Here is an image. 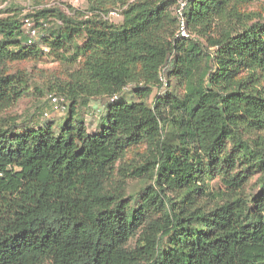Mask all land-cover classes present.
I'll return each instance as SVG.
<instances>
[{"label":"trees","instance_id":"16d2710c","mask_svg":"<svg viewBox=\"0 0 264 264\" xmlns=\"http://www.w3.org/2000/svg\"><path fill=\"white\" fill-rule=\"evenodd\" d=\"M255 1L189 0L188 38L176 35V0H86L85 10L46 0L0 18V112L28 90L9 62L80 59L42 111L50 118L49 96L63 97L61 125L17 131L0 121V264H264V193L224 198L202 181L229 144L264 170V20L247 12ZM112 10L121 22L108 21ZM25 18L39 31L32 43ZM171 79L180 92L160 95ZM131 83L128 101L120 94ZM95 97L110 102L90 129L76 108ZM141 144V162L120 163ZM129 177L153 183L128 199Z\"/></svg>","mask_w":264,"mask_h":264},{"label":"rangeland","instance_id":"374dc122","mask_svg":"<svg viewBox=\"0 0 264 264\" xmlns=\"http://www.w3.org/2000/svg\"><path fill=\"white\" fill-rule=\"evenodd\" d=\"M37 1H40L41 4H37ZM45 1L46 0H8L6 2L5 0H0V18L10 14H18L19 17H23L25 14L31 13L33 10L44 6ZM45 5L62 9L65 8L66 5H71L79 10H85L87 7L86 0H49ZM247 12H250L252 21L264 20V0H257L249 5ZM121 20L122 16L120 14L108 18V21L112 23H119ZM32 25H34L33 22ZM49 25L54 27L55 21H51ZM23 28L27 31L26 26L23 25ZM43 32L44 30H41L40 33L42 34ZM79 62L80 59H78L76 63L60 61L47 54L41 55L40 57H29L25 60L9 62V72L21 70L26 73L28 90L14 105L0 112L1 123L3 124L5 121H8V123L15 122L16 125L19 126L16 128L17 131H21L22 126H29L31 124L35 125L52 122L54 125L56 124L55 126L61 125L63 120L68 116L67 111H58L53 108L48 112V115H51L50 118H44L42 116V111L47 109V97L49 93L53 91L57 92L59 86L65 85L70 80L73 72L78 69ZM133 91L134 84H128L120 96L128 101L135 100ZM179 92L180 87L177 81L171 79L169 86L163 88L159 93L160 95H164L166 93L176 94ZM152 97L153 95H150L148 101H150ZM108 102L110 101L107 97L91 98L87 105H78L76 112L86 123L88 128L94 127L96 129L98 128L99 119L105 112V107ZM231 149L232 145H227L225 154L228 159L226 161H215L212 168L206 165L202 173L204 189L210 193H219V196L224 198H251L256 194L264 193L263 190H260V184L264 177V170L260 169L252 162L238 157V154L232 152ZM144 153L145 145L133 146L126 152L120 163L137 164L142 161ZM151 183H153V180L148 177L127 178L124 185L126 198H134L138 195L142 187ZM164 192L167 196L171 197L172 201L175 200L177 192L166 187L164 188ZM219 196H216L213 201L220 200L221 198ZM204 201L209 205L210 200L206 198ZM134 242L135 238L132 240V244Z\"/></svg>","mask_w":264,"mask_h":264},{"label":"built area","instance_id":"2783aa9c","mask_svg":"<svg viewBox=\"0 0 264 264\" xmlns=\"http://www.w3.org/2000/svg\"><path fill=\"white\" fill-rule=\"evenodd\" d=\"M75 1V0H73ZM189 0H176L175 7L173 9V16L177 20V29H176V35L181 37V38H188L192 35H190V32L187 29L186 26V20H185V15L184 12L188 6ZM119 12L118 10H112L108 12L106 18H109L111 16H116L118 15ZM23 25L26 26V33H27V43H32L33 40L37 36V29L33 27L32 22L29 18H25L23 20ZM50 103L53 105V108H55L58 111H63L66 108V101L64 100L63 97H59L56 95H50ZM115 96L111 98L113 100ZM47 112H44V115H47Z\"/></svg>","mask_w":264,"mask_h":264},{"label":"crops","instance_id":"0c3cea01","mask_svg":"<svg viewBox=\"0 0 264 264\" xmlns=\"http://www.w3.org/2000/svg\"><path fill=\"white\" fill-rule=\"evenodd\" d=\"M90 128H94V127H90Z\"/></svg>","mask_w":264,"mask_h":264}]
</instances>
